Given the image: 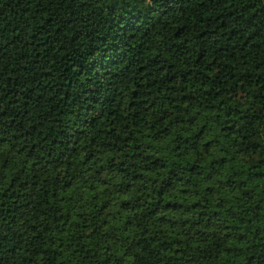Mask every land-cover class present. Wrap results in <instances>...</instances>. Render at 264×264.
<instances>
[{
  "label": "trees",
  "instance_id": "obj_1",
  "mask_svg": "<svg viewBox=\"0 0 264 264\" xmlns=\"http://www.w3.org/2000/svg\"><path fill=\"white\" fill-rule=\"evenodd\" d=\"M0 264H264V0H0Z\"/></svg>",
  "mask_w": 264,
  "mask_h": 264
}]
</instances>
